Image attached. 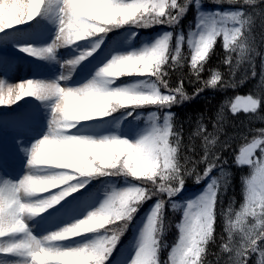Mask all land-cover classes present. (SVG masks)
Segmentation results:
<instances>
[{"label": "clouds", "instance_id": "obj_1", "mask_svg": "<svg viewBox=\"0 0 264 264\" xmlns=\"http://www.w3.org/2000/svg\"><path fill=\"white\" fill-rule=\"evenodd\" d=\"M88 2L90 0H61L58 31L51 44L35 48L39 57L56 59L55 54L61 47L125 25L141 28L164 24L172 30L163 32L138 49L113 55L79 86L29 79L19 83L18 98L6 101L0 96V104H11L26 96L50 101L51 113L47 132L29 151V171L19 181H8L0 186V236L6 232L24 233L23 239L11 244L18 246L19 252L29 253L41 245L59 249L54 242L104 229L103 235L82 247L93 253L111 251L142 204L155 197L131 264H249L253 253L259 254L255 264H264V246L258 245L259 241H264V127L250 129V136L228 131L232 125L231 117L239 112L248 114L249 120L264 121V113L259 111L264 102V29L259 34L254 31L257 17L264 25L261 0H212L216 4L240 7L223 13H202L195 29L186 35L179 31V26L192 0H133L126 7L97 15L81 11V5ZM45 3L46 0H24L23 3L22 0H0V30L33 20L41 14ZM196 3L199 5L201 0ZM135 35L132 33L129 39ZM220 37L224 49L220 64L227 66L226 71L222 72L218 65L210 80L203 79L201 73H204ZM99 45L100 40H97L92 47L64 61L62 67H75ZM258 57V86L247 96L236 97L244 103L223 105L212 121L211 130L201 118L186 143L183 128H178L174 121L175 114L164 109L192 100L209 86H240L256 76ZM173 71L179 77L175 86L171 84ZM134 74L147 75L150 81L115 86L118 78ZM185 80L200 84L196 95L186 91ZM146 105L156 106L157 111L149 114V127L134 140L118 133L95 137L72 132L80 122L108 117L121 110L134 111ZM237 136L242 138L243 147L238 154L233 153L230 162L223 153ZM229 163L236 167L247 165L250 169L249 175L241 177L243 200L239 207L235 196L226 207L223 206L233 178ZM214 169H219L217 174L211 175L202 192L186 202L179 222L174 223L176 212L182 206L171 198L183 190L189 179L200 183ZM121 175L131 177L137 183L119 189L113 187L99 206L85 217L43 239L27 231L24 217L42 213L76 191L82 185L70 182L77 177ZM60 186H63L60 191L43 196ZM169 202L173 210L171 217L167 215ZM5 207L7 215L3 214ZM219 217L223 219L226 235L219 236L220 247L213 260L209 257L212 256V245L217 243ZM172 227L178 229V238L168 259H164L161 256L166 246L164 237ZM87 260L90 264H98L94 256H88Z\"/></svg>", "mask_w": 264, "mask_h": 264}, {"label": "rangeland", "instance_id": "obj_2", "mask_svg": "<svg viewBox=\"0 0 264 264\" xmlns=\"http://www.w3.org/2000/svg\"><path fill=\"white\" fill-rule=\"evenodd\" d=\"M24 0H22V3ZM62 6L61 0H46L44 9L41 14L35 17L31 21L19 24L12 31L0 33V47L4 46V53L0 52V85L5 89L10 86H16L22 81L29 79L44 80V81H58L62 86L76 87L87 82L111 57L117 53H124L132 50L133 48H140L145 43L135 46L132 39H122L113 48L105 49L104 51L93 52L92 55L86 59L80 61L75 67L64 66V61L77 56L81 50L90 48L95 43L94 40L84 39L77 41L72 45L61 47L56 52V59L42 58L28 59L22 56V53L29 55L31 53L24 51L26 47L43 48L51 44L54 40L59 28V8ZM217 11L223 13L226 10H206L201 9L200 12L195 15L192 20L194 28L198 23L199 16L203 14H213ZM28 27H24L28 25ZM23 26V27H20ZM34 28V29H32ZM1 31V30H0ZM8 45H14L16 47L17 55H12L10 51H7ZM100 49V48H99ZM33 55V54H31ZM96 55V56H95ZM36 56V55H35ZM94 58L92 61L91 59ZM61 76L67 77V79L60 80ZM136 82L128 83V85L135 84ZM126 84H120L115 86H122ZM247 96V95H239ZM30 98V103L22 111L10 112L8 115H0V141L7 144L8 151L15 153L19 160V163H14L15 157L4 159L0 150V186L5 182L19 181L28 171L29 167L27 161L29 159V151L33 143L40 139L48 130V124L50 119V101H42L37 97L26 96L18 101H14L11 104H0V110H12L13 107L21 104L25 99ZM236 98L233 102H235ZM27 101V100H26ZM9 112V111H8ZM32 117L30 123L27 119ZM113 118L107 119L106 122L96 120V123H87V121L80 122L72 132L74 134L91 135L99 137L105 134L118 133L123 136H127L130 139H136L142 134L150 125V121L146 118L144 123H140L138 120L129 122L123 125L121 122ZM90 122V121H89ZM7 128L12 132L10 136L7 135ZM10 137V138H8ZM243 147V145L241 146ZM240 147V148H241ZM239 148V150H240ZM239 153V151H238ZM237 153V154H238ZM6 163L10 171H6L4 167ZM54 171H60L61 169H53ZM47 171V169H45ZM85 180L87 182H85ZM76 183L84 184L88 183L87 178L77 177ZM137 183V182H135ZM103 186L93 190L87 189L86 196L80 203H73L69 205H62L61 203L67 196L63 197L57 203L47 208L44 212L35 216H25V222L28 226L27 231L38 239H43L49 233L62 229L64 226L74 223L75 221L85 217L90 211L97 208L105 197L108 191H111L113 187L119 189L129 186L126 182L114 183L112 188L107 187V183ZM60 188L52 189L48 193H44L43 196L54 194L61 190ZM182 190L175 196V200L181 204V210L176 212V217L182 216V208L186 205L188 200L193 199L195 196H185ZM69 195V194H68ZM155 204L153 201L148 211L140 218L136 226L132 231V237L127 245L115 249V256L111 264H131V261L135 257V253L139 246V236L141 229L143 228L147 219L148 213L151 211L152 206ZM172 214V212H171ZM168 216H172V215ZM101 234L93 235L91 232L82 233L74 237L66 238L60 241H56L55 246L59 248H78L84 246L89 241L95 239ZM24 233L9 234L4 237H0V248L7 247L9 244L15 241L23 239ZM118 253V254H117ZM0 264H32L31 258L27 253L13 252L8 253L0 251Z\"/></svg>", "mask_w": 264, "mask_h": 264}, {"label": "trees", "instance_id": "obj_3", "mask_svg": "<svg viewBox=\"0 0 264 264\" xmlns=\"http://www.w3.org/2000/svg\"><path fill=\"white\" fill-rule=\"evenodd\" d=\"M261 5H264V0H261ZM240 7V5H230L227 3L224 4H216L213 3L212 0H201V3L197 5L196 0H192L191 5L189 6L187 12L183 16L179 31H183L185 35L188 33L189 30L194 28V23L192 24V20L197 16V14L200 12L201 9L206 10H226V11H235ZM251 10V9H249ZM196 18V17H195ZM16 26L3 29L0 31L1 34H4L10 30H13ZM21 26V25H20ZM262 29H264V25L261 23L260 17H257L255 21V28L254 31L259 34ZM172 30L168 25L164 24H156L151 27H141L136 28L132 25H125L123 27L114 28L111 31L107 32L106 34H100L96 37H91L87 39H92L95 42L97 40H100V45L97 48L100 52L104 51L105 49L113 48L118 42H120L122 39H128L132 36V33H136L135 37L132 38V41L135 46H139V44L143 42H150L153 41L158 35L162 34L165 31ZM215 51L210 54V60L208 64L205 67L204 73H201L203 79H209L211 78L212 71L219 65L221 67V71H226V65L220 64L222 59L224 58V49L222 46V37L218 38L217 44L215 46ZM100 48V49H99ZM185 48L187 50V46L185 45ZM97 51V50H96ZM96 56V55H95ZM94 58L91 59V61ZM257 74L256 76L250 77L248 80L244 81L240 86L236 88L227 87V88H216L209 86L208 88H205L202 92L197 94V88L200 87L199 83L191 84L187 80H185V88L186 91L191 95H196L195 98H193L190 101H185L179 105H173L171 108L164 109L165 112H172L174 113V121L178 128H183L184 132V139L185 142H188V135H190L192 132L195 131L196 123L197 121L201 120L203 118V122L205 123V126L211 130L212 128V121H214L217 118V114L219 113L221 107L225 105L228 102H233L234 99L239 95H248L254 91V89L258 86L260 82V59L257 58ZM187 71V69H185ZM239 77V74H238ZM179 77L175 74L173 71L171 84L175 86L178 83ZM150 81V77L147 75H125L120 78H118L115 82V85L120 84H126L132 83V82H144L147 84ZM27 100V101H26ZM30 103V98L25 99L21 104L18 106L13 107V111H22L25 109L26 106H28ZM157 111V107L154 105H146L139 108H136L134 111L132 109H126L121 110L117 113L112 114L111 116L104 117V118H96L88 120L87 122L91 121V123H96V120H100L102 122H106L107 119L111 120L113 118H117L118 121L121 122L123 125L133 122V121H139L140 123H144L146 118H148L149 114L152 112ZM260 112L264 113V102H262L261 108L259 109ZM2 114L8 113L6 110H0ZM128 112H132V115H127ZM230 112V109H229ZM232 119V125L229 126L228 131H236L238 133H247L249 136L252 135V133L249 131L250 129H259L261 127H264V121L260 120H249L248 114L244 112H239L235 116L231 117ZM162 123V120L160 121ZM199 143V141H197ZM243 145V140L240 136H237L231 143V147L226 150L223 155L231 160L233 159V153L236 152V154L239 151V148ZM228 167L230 168L233 178L231 186L228 190V193L224 196L223 200V206H227V204L230 201V198L232 196L236 197V206L239 207V204L243 200L242 196V184L243 181L241 179L244 175L250 174L249 166L244 165L242 167H236L235 164L229 163ZM219 169H214L213 172L210 174L209 177L202 180L200 183H193L191 179L185 184L184 186V193L185 196H197L200 192L203 191L207 183L209 182L211 175L217 174ZM202 172V168H201ZM88 183L87 186L84 184V182L79 183L82 185L81 187H78L76 191L69 193L67 195L64 202L66 205L73 204V203H80L82 202L83 196L86 194L87 189H93L96 190L100 187H102L104 183H107L108 188H112L114 183L117 182H126L130 184H133L137 181L133 180L131 177H124L121 176H99V177H90L87 178ZM76 180L70 182L73 184H78L75 182ZM173 201L175 200V196L171 198ZM156 202V198L153 197L151 200L146 201L142 204V206L138 209L137 213L133 216L131 222L128 224L127 230L123 233L121 236L119 242L116 244L112 252L107 256L103 264H109L114 256H115V249H119L125 245L128 244L132 237V231L138 221L141 217L148 211L152 203ZM64 203V204H65ZM63 204V203H62ZM171 202H169L167 214L170 215L173 211L171 209ZM172 215V214H171ZM179 216L174 219V223L179 222ZM223 219L222 217H219L217 220V243L215 245H212L211 247V253L212 256H210V259L215 260V254L219 251L220 243H219V236L223 233ZM104 229L91 232L93 235L97 234H104ZM178 238V229L175 227H172L165 235L164 239L166 241V246L163 248L161 252V256L164 259H168L171 248L174 246L176 239ZM258 245L264 246V241H259ZM259 258L258 253H253L251 258L249 259V264H255V261ZM170 264V262H169Z\"/></svg>", "mask_w": 264, "mask_h": 264}, {"label": "snow or ice", "instance_id": "obj_4", "mask_svg": "<svg viewBox=\"0 0 264 264\" xmlns=\"http://www.w3.org/2000/svg\"><path fill=\"white\" fill-rule=\"evenodd\" d=\"M132 2L133 0H90V2L81 5V11L87 15L107 14L111 12L113 8L126 7ZM24 51L36 56L39 55V52L33 47H26L24 48ZM20 88V84L16 86H10L7 89L0 85V96L5 97L6 101L11 100L13 97L18 98ZM235 103L243 104L244 101L236 100ZM35 155L36 152L34 151V158ZM7 212L8 209L5 207L3 214L7 215ZM9 234L14 233L6 232L4 236ZM0 251H5L8 253L19 252L18 246H13L12 244H9L7 247L0 248ZM111 252L112 250H104L98 253H93L86 247L52 249L45 245H41L35 251L29 252L27 254L30 256L32 264H78L80 261H84L85 264H90V261L87 260L88 256H94V258L97 259L98 264L100 261H102L103 264Z\"/></svg>", "mask_w": 264, "mask_h": 264}]
</instances>
